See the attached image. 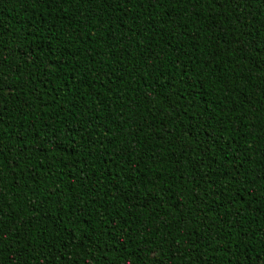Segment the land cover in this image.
Here are the masks:
<instances>
[{"label": "trees", "instance_id": "16d2710c", "mask_svg": "<svg viewBox=\"0 0 264 264\" xmlns=\"http://www.w3.org/2000/svg\"><path fill=\"white\" fill-rule=\"evenodd\" d=\"M0 264H264V0H0Z\"/></svg>", "mask_w": 264, "mask_h": 264}]
</instances>
